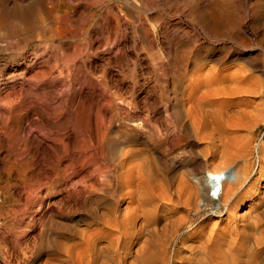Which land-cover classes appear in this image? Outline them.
I'll use <instances>...</instances> for the list:
<instances>
[{
	"label": "rangeland",
	"instance_id": "rangeland-1",
	"mask_svg": "<svg viewBox=\"0 0 264 264\" xmlns=\"http://www.w3.org/2000/svg\"><path fill=\"white\" fill-rule=\"evenodd\" d=\"M215 1L3 0L0 3V189L4 216V227L0 232V264H39L42 261L37 257L48 248L47 239L56 235L52 232L51 219L65 221L55 210V202L61 195L46 192L56 185L61 170L79 169L88 153L100 151L104 122L112 120L111 136L120 134L122 113L126 110L114 107L121 102L119 100L123 106L132 97L141 102L139 115L143 118L131 123H139L146 133L140 134L135 144L112 140L114 149L116 145H120L119 148L146 147L155 160V167L160 170L168 167L171 175L194 168L190 178L200 186L203 204L210 189L207 170L216 163L218 165L219 159L208 155L203 139L187 137L190 134L183 132L179 141L174 140L172 128L184 118L174 112L176 106L188 104L197 78L214 66L219 76L216 87L229 92L220 94L218 102L239 103L242 112L250 114L253 125L257 124L251 160H258V147L264 145V0H224L229 1L239 14L233 28L229 24L230 18H225L221 11L222 17L216 15L219 10L214 6L209 8ZM205 8L212 9V16L222 18L221 21L213 20L220 26L212 21L215 31L209 28L213 29V25L209 26L212 22L207 25L203 18ZM75 26L79 27L74 29ZM102 29L113 32L110 48L105 51L102 44L105 39L100 35ZM70 31L73 35L78 34L79 39L71 36ZM57 33L61 34L56 36ZM65 33L67 35L62 36ZM116 48L118 52L114 51ZM96 50L98 56L85 54ZM104 56L109 59L104 60ZM201 56L206 59V64L194 70V64ZM238 74H247L251 79L247 82L242 79L243 82L236 78L237 81L233 77ZM248 88L255 89L250 91ZM146 117L150 119L146 121ZM156 128L167 137L159 147L157 144L158 148L149 141L150 137H157ZM128 131L132 137L136 136L137 132ZM238 132L242 136L249 134L246 129ZM73 139L77 141L72 143ZM227 170L230 177H236L235 166H228ZM127 204L128 199L121 203L120 212ZM214 223H219L215 224L217 230L226 225L217 215L208 220L209 225ZM193 229L185 227L180 234L194 231L196 227ZM175 246L169 250L171 256ZM185 250L183 252H189Z\"/></svg>",
	"mask_w": 264,
	"mask_h": 264
},
{
	"label": "bare ground",
	"instance_id": "bare-ground-1",
	"mask_svg": "<svg viewBox=\"0 0 264 264\" xmlns=\"http://www.w3.org/2000/svg\"><path fill=\"white\" fill-rule=\"evenodd\" d=\"M211 5L209 8L214 6L215 10H219L216 15H221L222 12L224 17L230 18L229 24L233 28V23L237 20L239 14L237 15V10H233L235 8L231 6L230 2L216 0L214 5ZM202 14L206 24L211 23L214 19H219V17H215L216 15L212 16V9L205 8ZM122 17H124L123 14ZM107 19L109 18L107 17ZM116 19L114 20L116 21ZM67 20L70 19L67 18ZM118 21L120 22L119 19ZM213 22L209 26H212ZM206 24L205 26L208 25ZM216 24L219 25V23ZM101 25L99 28L102 27ZM117 26L115 27L117 28ZM213 26V29L209 27L211 31L216 29ZM225 26L227 25L225 24ZM78 27L75 26L74 29ZM115 27L113 29L116 31ZM71 31V36H76ZM110 34H113V32L109 33L103 29L101 30L100 35L105 39L102 43L105 45L104 51L110 48ZM64 35L67 34L65 33L62 36ZM76 37L78 38V34ZM91 37L89 38L91 39ZM60 38L62 39L61 36ZM65 38L67 37L65 36ZM67 41L69 42V40ZM45 47L48 50L47 46ZM96 47L97 45L94 48ZM100 48L102 49V46ZM117 48L119 51V47ZM117 48L114 51H117ZM97 50L88 52V48V53L85 54H89V56L92 53L97 54L99 51ZM105 56L104 60L108 58ZM85 58L84 60H87L88 57ZM108 62L107 65H109ZM111 63L113 64V62ZM205 64L206 59L201 56L194 64V70L195 68H203ZM239 74L233 78L241 81L246 79V82L251 79V76L248 77L247 74ZM109 80L107 77V82ZM218 82L219 76L214 66L206 74L200 75L195 82L196 88L188 96V104L184 103L182 106H176L174 112L181 117L184 116V118L182 123H177V121L172 128L175 131V134H173L175 135L174 140H178L184 134L183 132L190 134L187 137L192 135L203 139L208 155L214 159H219L218 165L216 163L215 166H211L207 170L206 180L210 185V189L208 195L204 198V203L201 204L202 191L200 186L190 178L194 168L184 169L171 175L168 167L166 170L155 167V160L146 147H124L121 145L122 147L119 148L120 145H116L117 147L115 146L114 149L112 140H115V143L117 141L122 142V144L127 142L135 144L138 143L136 141L140 137L139 135L146 133L140 127L141 125H138L139 123L137 125L131 123L132 120L143 118L139 115V111L142 109L139 104L141 102L136 97H132V100L129 99L130 101L126 102L127 105L123 106L124 104H121V106L119 103L122 100H119L121 102L114 104V107L117 106L126 110V112L124 111L125 114L122 113L123 128L121 126L120 134L111 136L112 120L108 119L109 122L106 121L103 124L100 151L88 153L79 169L69 172L61 170L56 185L47 187V194L59 193L61 195L55 202L57 207L55 210L65 221L51 219L54 228L52 226L50 228L53 229L52 232H55L56 235L52 239H47L49 240L48 248L40 257H37V259H42L39 264H264V145L257 146L259 150L258 160H251L252 149L256 145L254 144L255 140H257L254 139L257 124L253 125L252 119L250 120L248 116L250 114L242 112L239 103L223 104L218 102L219 95L225 92L216 87L219 84ZM248 89L250 90V88ZM240 91L242 92V90ZM228 93L226 91L224 94ZM173 118L175 119V116ZM149 119L150 117L145 118L146 121ZM86 126L88 128V125ZM156 129L155 135L157 134V137H150L149 141L153 142L152 145L156 146L155 148H158L159 143H162V140L165 139L166 133H163L159 128ZM243 129L249 130V134L245 136L238 135V131ZM128 130H133L138 134L136 133V136L132 137ZM73 141L75 140H71L72 143ZM167 147L169 148L168 145ZM231 165L237 169L235 178H232L233 175L230 177V173L229 175L227 173V167ZM127 199L128 204L124 211L120 212L121 203ZM213 215L219 216L221 220L226 222V225L219 230L215 227V224L217 226L219 223L209 225L208 220ZM41 220L44 219L41 218ZM30 225L32 227V224ZM185 227L189 230L195 229V227L196 229L180 234ZM42 231L44 232L45 229L43 228ZM52 232H48V234ZM173 245L176 246L174 252H172L173 256H171L169 250L171 247L174 248ZM185 249L189 252H183ZM183 253L186 254L181 255ZM178 257L179 259H175ZM34 260L36 259L34 258Z\"/></svg>",
	"mask_w": 264,
	"mask_h": 264
},
{
	"label": "built area",
	"instance_id": "built-area-1",
	"mask_svg": "<svg viewBox=\"0 0 264 264\" xmlns=\"http://www.w3.org/2000/svg\"><path fill=\"white\" fill-rule=\"evenodd\" d=\"M1 206H2V192H1V189H0V232L2 231L4 225H3V214H2V211H1Z\"/></svg>",
	"mask_w": 264,
	"mask_h": 264
}]
</instances>
